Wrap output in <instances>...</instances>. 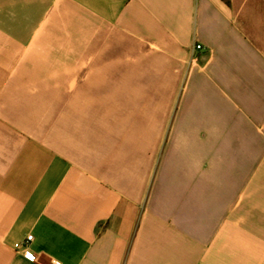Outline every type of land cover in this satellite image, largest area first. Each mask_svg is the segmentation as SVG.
Masks as SVG:
<instances>
[{
    "label": "crops",
    "instance_id": "obj_1",
    "mask_svg": "<svg viewBox=\"0 0 264 264\" xmlns=\"http://www.w3.org/2000/svg\"><path fill=\"white\" fill-rule=\"evenodd\" d=\"M0 264H264V0H0Z\"/></svg>",
    "mask_w": 264,
    "mask_h": 264
},
{
    "label": "built area",
    "instance_id": "obj_2",
    "mask_svg": "<svg viewBox=\"0 0 264 264\" xmlns=\"http://www.w3.org/2000/svg\"><path fill=\"white\" fill-rule=\"evenodd\" d=\"M204 48L201 44H195V47H194V52L195 54L202 51ZM32 240V236L29 235L25 238V240L23 242H19V243H16L15 244V249L16 250H21L23 251V254L25 257H27L29 260L31 261H35L36 260V256L33 255L31 252H29L27 250V244Z\"/></svg>",
    "mask_w": 264,
    "mask_h": 264
}]
</instances>
